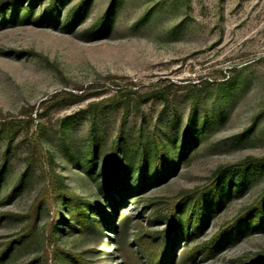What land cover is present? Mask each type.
<instances>
[{
  "label": "rangeland",
  "instance_id": "374dc122",
  "mask_svg": "<svg viewBox=\"0 0 264 264\" xmlns=\"http://www.w3.org/2000/svg\"><path fill=\"white\" fill-rule=\"evenodd\" d=\"M9 1L0 0V263L148 264L142 247L225 176L230 193L202 228L177 234L171 264H264V224L220 235L264 194V0H89L73 27L63 21L81 0H59L56 18L51 0H20L17 18ZM156 138L174 163L149 162L136 188ZM115 143L127 168L111 203L101 177ZM53 176L95 227L67 225Z\"/></svg>",
  "mask_w": 264,
  "mask_h": 264
},
{
  "label": "trees",
  "instance_id": "16d2710c",
  "mask_svg": "<svg viewBox=\"0 0 264 264\" xmlns=\"http://www.w3.org/2000/svg\"><path fill=\"white\" fill-rule=\"evenodd\" d=\"M18 2L20 0H10L9 2L5 3V8L8 10H11L12 13L17 18L16 13H18V10L22 9V7L18 6ZM58 2L59 0H51L50 7L48 8L49 13L52 15V17L56 18L58 17L56 14V11H58ZM89 0H81L79 4L74 6L66 16L65 20L63 21L65 26H74L75 22L78 21L80 17L84 15V12L86 11L87 4ZM9 3V5H8ZM33 2L29 3V8H26L24 15L28 16L31 15L33 11ZM8 5V6H7ZM107 15H103L101 19L94 25L95 31H101L103 27V23L105 21ZM4 19V17H3ZM114 148V155L113 157L116 159V161H111L108 163L106 172L103 175L102 170L99 173V178L101 177V186H109L108 194L110 193V202H114V196H113V190L112 187L114 186V183L117 182L118 178L117 176H123L124 170L127 168V166L122 165L123 158H120L118 155L117 150L119 149L118 143H115ZM91 159L89 161H95V154L94 150L91 152ZM174 155H170L169 149L165 146V144L159 139L156 138V147H154V150L151 154H146L144 151L142 152V155L140 156V167H143V170L140 172V167L138 170H136L137 176L135 177V182H137L136 188H141L143 186L144 181L146 180V167L149 162L152 163L153 166H155L156 171L160 169V167L171 166L174 163ZM151 160V161H150ZM116 166V167H115ZM246 167H241V175L245 172ZM117 171V172H116ZM239 171V172H240ZM90 173V171H87ZM117 174V175H116ZM120 178V177H119ZM225 178V176H224ZM223 178H215L213 182L209 185L206 190H203L201 193L198 192L197 196V202L194 207H192L193 210H191L186 216H181L179 213H174L172 218L170 219V227H168L165 230L159 231L158 236H161V242L157 244H150L149 246H143L142 249L145 251V258L147 259L148 264H171L172 258L170 254V250L174 241V238L177 236V234H183L185 230L188 234L192 232L193 230L197 231L198 229L202 228L204 221L206 220V217L209 215V212L212 211L213 205L219 207L223 203L225 195L229 194V190H227V183L224 181ZM227 178V177H226ZM51 186H53L54 191L53 193H57L60 196L62 195V201L61 204L66 209V212L68 213V220L67 225L71 228H78L87 225H91L92 227H95L96 225V218L91 217L89 212H87L86 206H88L85 202H82L81 197L77 195H73L70 190L63 189L62 191L58 192V180L55 176H53L51 179ZM225 183V184H224ZM107 184V185H106ZM231 182L229 183L230 186ZM237 190H240L242 188V184L239 183L237 185ZM92 209V206H89ZM97 209V208H96ZM59 213V212H58ZM59 217L58 220L61 221L62 217L60 214H58ZM250 218V220H249ZM127 220V215H124L122 219V226H125ZM244 221H247V223H244ZM263 225L264 224V194L262 197L254 204L252 208L246 211V213L242 216H240L236 221L232 222L229 227H227L225 230L221 232V236L225 235H233L235 233L236 235L240 234L243 231H246V229H249L251 225ZM252 225V226H253ZM123 231V229H122ZM55 233V232H54ZM120 233V232H119ZM224 239V238H223ZM219 240L221 238H218L216 243H219ZM153 242V241H151ZM119 243H122V236L121 233L119 235ZM216 243H213L215 245ZM6 251V250H5ZM8 251V250H7ZM6 251V253H7ZM4 253V252H3ZM5 253V254H6ZM73 261L76 262V264H91L90 262L77 257L72 256ZM171 258V259H170ZM169 260V261H168ZM2 264V263H0Z\"/></svg>",
  "mask_w": 264,
  "mask_h": 264
}]
</instances>
